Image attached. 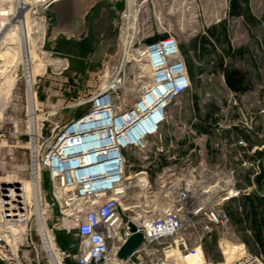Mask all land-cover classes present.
Segmentation results:
<instances>
[{"label": "built area", "instance_id": "obj_1", "mask_svg": "<svg viewBox=\"0 0 264 264\" xmlns=\"http://www.w3.org/2000/svg\"><path fill=\"white\" fill-rule=\"evenodd\" d=\"M53 1L0 0V90L5 77L11 76L14 81L9 96L19 93L26 99L25 118L12 122L9 132L14 138L12 143H8L3 130L6 122L0 116V161L7 158L2 154L3 143L9 150L10 147L21 149L22 156L25 150L28 154L25 177H18V170L0 173V263L210 264L204 257L203 236L214 225L226 227L229 216L222 206L239 193L223 179L232 173L228 163L234 158L241 165H252L253 174L261 171L259 158L248 162L244 155L247 135L251 134L257 115L264 112V65H257L253 71L247 68L251 87L232 89L224 77V67L230 61L224 58L221 76L226 88L225 100L205 120L207 129L202 131L194 102L180 99L193 92V78L178 40L171 34L161 36L157 22L154 27L143 18L149 16L147 3L156 15L155 7L160 0H123L120 51L111 64L103 67L101 83L90 96V107L62 125L52 121L43 128L40 123L35 135L28 127V97H34L36 90L34 76L29 88L27 66L34 65L31 54L34 56L37 6L42 2L44 7H50ZM215 1L218 8L215 10H219L215 14L223 11L225 15L229 11L228 0ZM141 30H146L145 34H140ZM130 76L131 81L140 82L137 88L132 84L126 87ZM216 76L213 70L200 69L195 78L202 87ZM210 94L208 89L203 92L206 97ZM251 96L258 109L250 108ZM82 102L84 99L73 105ZM10 104V101L6 103L0 114ZM172 108L177 112L189 110L186 120L174 117ZM172 119L173 130L168 132L164 124ZM208 141L217 150V160L222 164L211 166ZM7 155L10 160L17 159L10 151ZM178 160L184 163L177 167ZM136 164L140 169L126 173L127 168ZM36 166L38 204L34 193L30 194L20 181L31 180ZM151 170H155L160 180L157 189L150 188ZM44 171L49 177V193L43 189ZM167 172L171 178L165 180L163 176ZM140 173L148 182L145 190L152 196L150 202L156 204L159 200L164 206L161 215L143 220L145 227L125 218L121 212L129 207L123 202L131 175ZM215 177L222 183L212 181ZM49 198L57 203L65 232L74 230L77 241L68 243V248L55 238L56 223H50L48 217ZM106 221L107 227L96 228ZM129 221L136 224L142 240L130 254L119 258L117 252L131 234ZM185 222L192 227L189 234L179 230V225ZM200 222L205 223V228L199 234L195 225ZM168 225L176 227L167 228ZM227 245L222 251V264H264L262 255L250 252L240 242L230 243L231 256L227 260ZM172 246L176 253L168 255Z\"/></svg>", "mask_w": 264, "mask_h": 264}, {"label": "rangeland", "instance_id": "obj_2", "mask_svg": "<svg viewBox=\"0 0 264 264\" xmlns=\"http://www.w3.org/2000/svg\"><path fill=\"white\" fill-rule=\"evenodd\" d=\"M92 6L88 9L85 19L80 23L76 31L70 37L60 33L55 38L51 37V27L55 24V18L50 7H44V3L37 6L38 14H34V106L38 125L43 123V128L52 121L60 125L64 124L74 114L78 115L86 111L90 105V96L98 88L102 79V69L106 64H111L120 51V12L124 6L123 0H90ZM215 0H160L159 6L155 7L153 15L149 2L145 6L149 16L146 23L155 27L157 22L161 29V36L173 35L177 40L180 51L185 59L188 71L193 78V92L187 97L180 98L182 101H193L195 113L200 119L199 126L205 130V120L213 116L220 104L225 100V85L222 79L223 60L228 58V50L238 49L235 66H239V55L253 71L257 65H264V0H228L229 11L226 14H215ZM227 9V10H228ZM140 19L139 16H136ZM142 18V19H143ZM45 32V33H44ZM141 30L140 34H145ZM229 60V59H228ZM201 62L198 65L196 62ZM213 70L216 78L210 84L200 87L195 78L199 70ZM248 71V69H247ZM264 72V66H262ZM260 77V74H257ZM264 80V78H262ZM139 81H131V76L126 80V87L131 84L138 87ZM247 86L251 87L252 80H248ZM205 89L211 90L210 96L203 95ZM132 98V96H131ZM84 99L79 105H73ZM130 97L127 98L129 100ZM254 97L250 100L252 110L258 109L254 105ZM24 95L12 94L8 96L6 112L0 114L6 122L3 126L8 143H12L13 121L25 118ZM264 105V102H262ZM12 107V109H10ZM16 109H15V107ZM35 107V108H36ZM264 107V106H262ZM57 109V111H56ZM74 111V112H73ZM173 116L180 120H186L189 110L177 112L172 108ZM247 135V150L244 155L246 161L259 158L261 171L253 174L252 165H241L234 158L228 163L232 171L225 175L229 187L239 190V193L223 204V209L229 216L226 227L214 225L212 231L203 236L202 249L207 263L220 264L224 260L222 251L225 245L229 246L226 257L231 256L230 243H243L250 252L258 253L264 257V112L259 113ZM172 120L164 124V128L173 130ZM207 129V127H206ZM4 144V143H3ZM1 146L2 154L7 158L0 161V173L7 170H18V177L27 175L28 154L21 155V149L16 147ZM208 153L212 158L211 166L214 167L222 162L217 160V150L207 142ZM7 151L17 159H8ZM128 153V152H124ZM177 167L184 160L177 161ZM127 168V167H126ZM175 168L174 166L171 167ZM140 169L134 165L126 169V173H135ZM155 170L149 171L148 181L151 189L159 188V178ZM158 171V170H157ZM142 174L131 175L129 189L124 205L129 209L121 210L122 215L145 227L143 220L149 217L159 216L164 211L161 203L150 202L152 196L144 188H141L139 177ZM168 172L163 176L165 180L171 178ZM191 179V178H190ZM221 180L215 177L212 181ZM222 183V181H219ZM148 185V182H147ZM149 186V185H148ZM43 189L49 193L50 182L46 171L43 172ZM50 199L51 210L49 222L56 223L55 238L62 241L68 248V243H74L77 238L74 230L65 232L61 219V213L54 200ZM154 199V197H153ZM146 221V220H145ZM167 228L176 226L168 225ZM199 234L205 228V223L195 225ZM173 228V229H174ZM191 226L187 222L179 225V230L189 234ZM65 235V236H64ZM66 239V240H65ZM222 241H226L223 243ZM173 247V246H172ZM176 253L174 247L168 252ZM228 257V259L230 258ZM73 264V263H69Z\"/></svg>", "mask_w": 264, "mask_h": 264}, {"label": "bare ground", "instance_id": "obj_3", "mask_svg": "<svg viewBox=\"0 0 264 264\" xmlns=\"http://www.w3.org/2000/svg\"><path fill=\"white\" fill-rule=\"evenodd\" d=\"M35 1V0H34ZM23 5L25 4V2L23 1L22 2ZM68 7H69V10L71 13L75 14L76 16L78 15H82L85 10L87 9V6H88V0H68ZM26 6V4H25ZM60 25H64V28L66 29H69V24L67 22H65L64 20H61L60 22ZM33 58L34 56L31 54V61L33 62ZM28 60V64H29V59L27 58ZM33 65V64H32ZM31 64L28 67V85H29V88L32 87V83H33V76H34V73L37 71V65H33L32 66ZM13 78L11 76H7L5 77V79L2 81V88L0 90V111L1 109L4 108V106L6 105L7 103V100H8V96H9V91H10V86L11 84L13 83ZM28 100H29V105L30 103H32V106H29V111L32 110L33 114H34V125H33V129H31V125H32V120H31V116H30V122H29V130L30 131H34V134L37 135L38 134V124L36 122L38 116H37V113L35 111V101H34V97L33 95L32 96H29L28 97ZM20 181L22 182L24 188L30 193V194H33L34 193V201L36 202V204H38L39 200V194H40V191H39V172H38V166L34 167V177L31 179V180H28V179H20ZM139 181H140V185L142 186L141 188H144L146 189L147 188V182H146V178L141 176L139 177ZM229 193L233 192L232 190L231 191H228ZM129 209V207H124L123 210H127ZM135 221V220H134ZM109 224L106 222L104 223H100V225L96 228H104V227H107ZM173 253H171L170 255H172ZM230 259V258H229ZM228 257H227V260H229ZM211 264V263H210ZM212 264H218V263H212ZM222 264V262L220 263Z\"/></svg>", "mask_w": 264, "mask_h": 264}, {"label": "water", "instance_id": "obj_4", "mask_svg": "<svg viewBox=\"0 0 264 264\" xmlns=\"http://www.w3.org/2000/svg\"><path fill=\"white\" fill-rule=\"evenodd\" d=\"M94 1V0H93ZM115 1V0H112ZM68 0H54L50 6V11L55 18V24L51 27V37L55 38L58 34L62 33L66 37H70L74 34L81 22L84 21L85 15L88 9L92 6L90 0H88V6L85 12L80 16H76L71 13L68 7ZM61 20H64L69 24V29L64 28V25H60ZM129 231L131 234L126 238L117 252L119 258H124L130 254L142 240V233L137 230L136 224L132 221L128 222ZM1 264V263H0ZM102 264H114L113 262H105Z\"/></svg>", "mask_w": 264, "mask_h": 264}, {"label": "crops", "instance_id": "obj_5", "mask_svg": "<svg viewBox=\"0 0 264 264\" xmlns=\"http://www.w3.org/2000/svg\"><path fill=\"white\" fill-rule=\"evenodd\" d=\"M233 1H235V2L237 1L238 2L239 0H233ZM237 52H240V50H238V49L228 50V59H229L230 62H229L228 65H226V67H224L225 82H226V73H227V71L230 72L232 69H237L243 75V79H242V82L240 84L239 89L240 90H246V89L249 88V86H247V83H246L249 80V75H248V71H247L248 67H247L246 63L244 61H242V58H241L240 55H239V58H238L239 66L236 67L235 64L232 63V62H235L236 57L238 56ZM232 89H234V88H232ZM34 97H35V95H34ZM30 106H32V103H30ZM30 116H31V120H32L31 121L32 122L31 129H33L34 114H33L32 110H30ZM76 116H77V114H76Z\"/></svg>", "mask_w": 264, "mask_h": 264}, {"label": "trees", "instance_id": "obj_6", "mask_svg": "<svg viewBox=\"0 0 264 264\" xmlns=\"http://www.w3.org/2000/svg\"><path fill=\"white\" fill-rule=\"evenodd\" d=\"M242 79L243 75L237 69H232L230 72L227 71L226 73V83L231 88L239 89Z\"/></svg>", "mask_w": 264, "mask_h": 264}]
</instances>
